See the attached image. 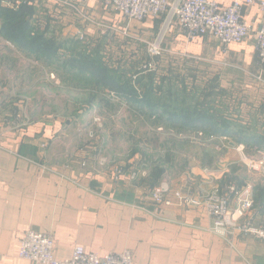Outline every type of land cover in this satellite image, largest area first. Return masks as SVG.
<instances>
[{"label":"crops","instance_id":"0c3cea01","mask_svg":"<svg viewBox=\"0 0 264 264\" xmlns=\"http://www.w3.org/2000/svg\"><path fill=\"white\" fill-rule=\"evenodd\" d=\"M212 1L224 7L230 4V0ZM26 2L24 22L29 28L53 40L102 44L103 51L109 44L115 45L125 60L117 70L127 77L133 74L131 61L143 58L146 45L159 42L156 81L178 77L186 91L213 84L216 109L233 119L235 127L264 143V70L256 64L253 35L221 52L207 38L189 43L175 22L126 19L100 0L75 8L53 0ZM20 5L21 0H0L4 12ZM3 19L0 17V26ZM243 20L256 29L264 14L257 6L247 7ZM9 48L0 42V73L13 69L7 61ZM16 55L26 57L22 52ZM3 87L13 90V83L6 81ZM1 112L0 264H32L18 257L19 241L27 230L50 235L57 260L69 259L74 248L81 247L99 256L128 250L134 264H264V241L237 232L227 239L213 234L211 218L203 207L155 206L148 197L149 175L130 170L118 174L105 158L94 157L87 134L84 137V132L68 127V119ZM136 118L146 122L142 116ZM228 146L234 147L231 139ZM195 171V189L222 188L220 174L205 168ZM236 184L251 188L253 207L245 221L262 225L264 182L246 179Z\"/></svg>","mask_w":264,"mask_h":264},{"label":"rangeland","instance_id":"374dc122","mask_svg":"<svg viewBox=\"0 0 264 264\" xmlns=\"http://www.w3.org/2000/svg\"><path fill=\"white\" fill-rule=\"evenodd\" d=\"M31 35L43 47L21 40L17 37L20 35H12L13 43L0 37L3 46L10 47L7 61L13 67L8 73H0L1 114L29 118L49 114L68 119L71 122L67 123L68 127L84 132V137L87 134V143L95 158H105L116 171L145 172V177L149 175L152 179L151 185L165 181L172 189L189 185L194 188L195 170L204 171V168L222 176V188H218L221 191L230 183L235 185L246 179L264 182L261 170L249 168L250 161L258 162L264 157V146L248 145L246 141L235 144L229 137L225 140L213 134L212 125L202 132L201 141H197L194 139L196 128L191 125L186 130L174 128V132L168 133L163 125L155 127L145 117V123L138 121L119 90L110 88L112 85L117 88L111 83L113 71L110 69L124 66L125 61L115 45L109 44L103 51L102 44L88 45L71 38L53 40L49 35L40 38L39 32ZM147 49L146 45L143 58L131 61L134 75H141L148 63L157 70V61L147 58ZM18 52L26 57L17 56ZM6 81L13 83V90H4ZM193 107L196 106H189V110L193 111ZM212 115L214 121L220 120L216 113ZM238 131L237 140L251 137L243 128ZM90 132L92 138L88 136ZM228 139L234 147L228 146ZM239 145L244 146L242 151L237 150ZM241 186L237 188H247Z\"/></svg>","mask_w":264,"mask_h":264},{"label":"built area","instance_id":"2783aa9c","mask_svg":"<svg viewBox=\"0 0 264 264\" xmlns=\"http://www.w3.org/2000/svg\"><path fill=\"white\" fill-rule=\"evenodd\" d=\"M53 1L59 5L75 8L85 5L89 0ZM100 1L105 6L114 8L126 19L143 21L150 17L152 19L164 18L165 24L175 22L189 43L197 38H207L215 41L221 48V52H225L230 45L240 44L253 35L256 64L264 70V20L256 29L243 20V12L247 7L257 6L264 14V2L262 1L230 0V4L225 7L212 0ZM6 44L9 45V43ZM147 53L150 58L160 56L159 42L150 44ZM144 70L150 72L155 71L156 68L148 63ZM157 130L162 131V128ZM202 135L201 131H197L194 133V139L201 141ZM243 148V145H239L237 150L242 151ZM242 156V159L246 160L243 154ZM249 166L250 169L261 170L264 175V157L258 162L250 161ZM117 172L119 174V171ZM148 197L157 207H203L211 218L210 232L223 239H227L232 232H237L264 241V222L256 227L249 221H245L253 206L250 187L239 190L230 183L223 191L213 189L209 192H202L191 185L172 189L167 182L163 181L149 191ZM19 243L18 257L32 264H134L132 253L128 250L119 254L108 253L99 256L86 252L81 247H75L69 259L57 260L53 255V238L34 230L25 231Z\"/></svg>","mask_w":264,"mask_h":264},{"label":"trees","instance_id":"16d2710c","mask_svg":"<svg viewBox=\"0 0 264 264\" xmlns=\"http://www.w3.org/2000/svg\"><path fill=\"white\" fill-rule=\"evenodd\" d=\"M27 4V2L24 3V0H21L19 8L11 10V12H4L0 8V17L4 18V22L0 26V37L13 43L12 35H20L17 37L21 40H28L31 45L36 44L43 47L38 41L32 40V32L39 31L29 28L24 22V18L28 14ZM39 33L40 38L46 36L41 32ZM103 64L106 66L107 63L103 61ZM120 68V66L113 67V69L109 68L113 71L111 83H115L117 88L109 84L108 86L111 89H118L127 101L126 105L133 110L134 114L145 117L153 126L158 127L157 125H163L165 129H168V133H172L175 131L174 128L182 131L186 130L188 125H191L193 128H196V131L200 130L205 133L207 128L212 125L214 135L232 138L236 142L235 144H237V141H241L240 143L246 141L248 145H258V147L262 146L260 144H264L263 142H259L261 140L259 137L237 140L239 138V128L235 127L236 125L231 123L228 117L216 109L217 105L213 98V84H210V87L207 89H199L196 86H192V88L186 91L183 81L179 80L178 77H160L156 81V70L150 72L143 70L141 75L132 74L130 77H127L118 71ZM107 74L110 75L108 72ZM117 74L121 75L118 77ZM133 76L134 78H132ZM193 105L196 107H193V111H190L189 106ZM214 113L220 119L217 122L214 121L212 115ZM208 132H212V130H208ZM154 186V184L150 185L149 191Z\"/></svg>","mask_w":264,"mask_h":264}]
</instances>
